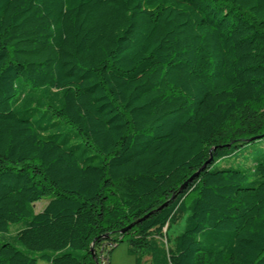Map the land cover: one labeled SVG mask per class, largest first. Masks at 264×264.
Here are the masks:
<instances>
[{
	"label": "trees",
	"instance_id": "trees-1",
	"mask_svg": "<svg viewBox=\"0 0 264 264\" xmlns=\"http://www.w3.org/2000/svg\"><path fill=\"white\" fill-rule=\"evenodd\" d=\"M214 3L0 0V264H264V151L214 168L264 139V0Z\"/></svg>",
	"mask_w": 264,
	"mask_h": 264
},
{
	"label": "rangeland",
	"instance_id": "rangeland-1",
	"mask_svg": "<svg viewBox=\"0 0 264 264\" xmlns=\"http://www.w3.org/2000/svg\"><path fill=\"white\" fill-rule=\"evenodd\" d=\"M258 151H264V139H261L251 145L240 148L239 151L235 152L232 156L226 160L217 162L214 168H222L225 166H231L233 168L248 169L252 166V157ZM48 199L42 198L35 204V212H40L47 204ZM185 225L184 219L173 225L166 234V237L172 241L180 232H182ZM19 224L11 226V230L19 227ZM14 233V230H12ZM22 249V248H21ZM128 243L124 240L119 243L111 252L108 264H135V259L132 256H128ZM37 264H46L42 261H38ZM107 264V263H102Z\"/></svg>",
	"mask_w": 264,
	"mask_h": 264
},
{
	"label": "snow or ice",
	"instance_id": "snow-or-ice-1",
	"mask_svg": "<svg viewBox=\"0 0 264 264\" xmlns=\"http://www.w3.org/2000/svg\"><path fill=\"white\" fill-rule=\"evenodd\" d=\"M111 2L113 4L118 3V0H111ZM173 2L175 3V5L177 7L182 8L186 13L189 14H194L196 11V0H173ZM208 2L210 4H212V6H215L214 0H208ZM189 5H192L191 7ZM238 6V5H237ZM129 27L131 28L132 25L130 24ZM131 31H129L128 35H131ZM108 51H111L113 55H115V50L113 48H111L110 46L108 47ZM8 58L9 60H11V54H8L5 50L0 49V61H3L5 58ZM107 58V57H105ZM15 60H12V63H15ZM118 67V65H117ZM104 71H110V69H108L106 66L104 68ZM4 243H7V241H4Z\"/></svg>",
	"mask_w": 264,
	"mask_h": 264
},
{
	"label": "water",
	"instance_id": "water-1",
	"mask_svg": "<svg viewBox=\"0 0 264 264\" xmlns=\"http://www.w3.org/2000/svg\"><path fill=\"white\" fill-rule=\"evenodd\" d=\"M252 140H254V139H252ZM191 180H192V177H191V178H190L185 184H183V185L180 187V189H179L178 192H181V191L186 187V185H187L189 182H191ZM174 198H175V195H173V196L171 197L170 200H172V199H174ZM166 205H167V202H166L164 205H162L160 208H162V207H164V206H166ZM147 216H148V215H146L145 217H143L141 220L136 221V222H134V223L128 225L127 227H125L124 229H122V230L119 232V234L123 235V234H125L126 232L130 231V230H131V229H132L137 223H139V222H141L143 219L147 218ZM92 251H93V250H92ZM93 259H94L95 264H99V262L95 259V256H94V255H93Z\"/></svg>",
	"mask_w": 264,
	"mask_h": 264
},
{
	"label": "built area",
	"instance_id": "built-area-1",
	"mask_svg": "<svg viewBox=\"0 0 264 264\" xmlns=\"http://www.w3.org/2000/svg\"><path fill=\"white\" fill-rule=\"evenodd\" d=\"M163 232L165 233V235L167 234L166 227L164 228ZM162 240L167 245V237L165 236L164 238H162Z\"/></svg>",
	"mask_w": 264,
	"mask_h": 264
},
{
	"label": "crops",
	"instance_id": "crops-1",
	"mask_svg": "<svg viewBox=\"0 0 264 264\" xmlns=\"http://www.w3.org/2000/svg\"><path fill=\"white\" fill-rule=\"evenodd\" d=\"M129 256V255H128Z\"/></svg>",
	"mask_w": 264,
	"mask_h": 264
}]
</instances>
